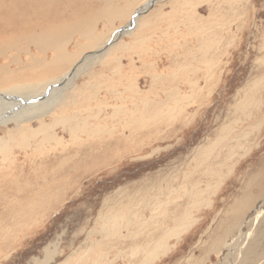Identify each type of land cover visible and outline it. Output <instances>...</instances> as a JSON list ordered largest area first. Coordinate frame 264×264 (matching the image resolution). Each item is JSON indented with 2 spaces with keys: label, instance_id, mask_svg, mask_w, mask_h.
Instances as JSON below:
<instances>
[{
  "label": "rangeland",
  "instance_id": "374dc122",
  "mask_svg": "<svg viewBox=\"0 0 264 264\" xmlns=\"http://www.w3.org/2000/svg\"><path fill=\"white\" fill-rule=\"evenodd\" d=\"M160 2L153 7L156 12L148 13L150 28L140 27L132 36L120 39L128 49L112 53L104 61L109 66H95L97 74L86 93L95 92L96 83L100 82L102 95L116 88L123 99L132 98L127 107L135 111L131 107L142 104L137 100L140 97L134 95V88L130 91L134 85L140 87L142 100L151 102H166V93L180 90L181 97L191 99L176 105L166 103L168 109L163 106L161 112L179 114L183 109L184 118L178 116L167 125L163 121L161 125L142 127V138L135 142L141 143L142 148L103 154L104 158L111 157L106 166H40L39 158L34 163L38 166H19L17 196L7 197L10 202H0V264H77L76 258L90 250L91 241H98L103 247L100 217H107L110 208L123 202L129 204L133 214L129 218L133 222L130 229L119 224L122 238L112 250L94 256L88 264L143 262L168 230L160 228V220L166 217L171 223L169 229H173L174 221L182 219L189 210L188 216L196 222L178 238L168 239L169 252L152 264H193L195 259L203 258L206 264H226V257L237 249L238 241L234 240H239L241 234H256L264 219V198H260L264 196V186L252 188L257 200L244 213L242 224L221 247L212 249L235 200L242 197L251 176L264 166V0H218V4L208 0ZM190 16L194 19L189 20ZM125 24L115 21L112 29ZM106 25L99 22L98 35L107 33ZM237 34L239 38L235 40L233 35ZM82 40H74L70 52ZM22 41L16 42L18 48ZM22 57L28 62L26 54ZM112 59L121 60L123 68L119 74L124 80L114 74V68L119 66L109 61ZM130 59H135V65ZM108 76L115 77V81L105 88ZM205 77L210 79L208 83ZM197 80L202 97L190 90L189 84ZM106 102L121 105L117 100ZM92 103L93 111L99 103L104 105ZM255 122L262 132L259 137L256 129H250ZM247 133L249 136L244 137ZM240 141L248 154L242 151L236 155L229 163L232 169H227L229 148ZM54 149L55 153L51 148L45 152L52 157L62 150L57 146ZM24 152L31 153L32 149L14 150L17 163L24 162ZM219 172L224 175L222 181L216 178ZM11 206L15 207L13 212L9 210ZM260 209L263 215L253 224ZM229 244L234 245L232 250ZM140 247L142 259L141 254L134 256ZM47 252L52 253L51 259Z\"/></svg>",
  "mask_w": 264,
  "mask_h": 264
},
{
  "label": "bare ground",
  "instance_id": "6f19581e",
  "mask_svg": "<svg viewBox=\"0 0 264 264\" xmlns=\"http://www.w3.org/2000/svg\"><path fill=\"white\" fill-rule=\"evenodd\" d=\"M160 1L163 0H0V134L5 135L4 138L0 137V202H10L7 197L17 196L15 186L21 179L18 174L19 166H38L34 164L38 158L42 164L40 166H106L111 157L104 158L103 154L116 149L122 154V151H128L129 148L135 151L142 148L141 143H135L142 138V127L149 128L159 123L161 125L163 121L167 125L174 122L178 116L184 118L183 109L179 114L161 112L163 106L168 109L166 103L176 105L191 99L189 96L181 97L180 90L171 89V92L166 93V102L162 99L151 102L147 99L142 100L140 87L134 85L130 87V91L134 88V95L140 97L137 100L142 104V106L134 104L131 108L136 109L135 111H130L127 107V102L132 98L123 99V94L116 88L109 91L106 89V95H102L100 82L93 87L95 92L86 93L94 83L92 80L97 74L95 66H109L104 61L112 53L128 49L120 39L132 36L140 27L150 28L152 20L147 18L148 13L156 12L153 7L160 4ZM208 1H216L218 4V0ZM189 4L190 1L187 2V6ZM69 16L71 18L65 19ZM192 19L194 17L190 16L189 20ZM100 21L107 23L108 31L98 35L97 25ZM115 21L126 24L113 30ZM233 36L235 40L239 38L238 34ZM78 37L83 40L75 44L74 52H70L71 43ZM21 39L22 47L18 48L16 42ZM118 40L120 42L116 44ZM31 49H34L33 52ZM50 52L53 54L48 55ZM22 54L28 56V62L23 59ZM139 57L141 59L142 56ZM130 60L131 65H135V59ZM109 61L119 66L114 68V74L124 80L125 78L119 74L123 68L121 60ZM13 66L17 68L14 69ZM207 70L209 71V68ZM160 77L158 75L157 79ZM80 80L82 85L79 86ZM209 80L205 77L204 81L208 83ZM114 81L115 77L108 76L105 88H109L108 83ZM189 85L193 93L202 97L203 90L198 92L201 87L199 80ZM104 98L106 99L103 100ZM113 99L121 101L120 107L106 102L114 101ZM82 101L85 102L82 104ZM94 101L102 102L104 105L96 103L98 105L93 111L90 105ZM109 109L112 112H108ZM102 116L105 118L101 121ZM92 120L95 122L91 123ZM250 129H256L258 137L262 133L259 131L260 127H256V122ZM249 134L244 137H248ZM257 136L255 141L258 140ZM56 146L62 150L52 157L45 152L51 148L52 153H55ZM16 148H31L32 152H24V162L19 164L15 161L16 155L14 156ZM242 151L248 154L247 147L242 141L238 142L236 147L229 148L230 155L226 158L227 169H232L233 166H229V163L236 155L240 156ZM37 152L41 153L40 156ZM223 177L220 172L216 174L219 181H222ZM249 181L242 197L235 200L231 215L224 218L219 228V236L213 242V250L224 244L226 238L242 224V219H245L244 213L253 207L257 198L252 188L262 189L264 186V166L260 172L252 175ZM209 193L212 194L211 188ZM138 202L142 205V200ZM123 203L110 208L107 217H100L103 247L97 243L98 241H91L88 247L90 250L83 251L76 258L77 264H88L94 256L112 250L122 238L120 225L122 228L130 229L133 222L129 218L133 214L129 212V204ZM14 209L13 206L9 208L11 212ZM189 211L182 214V219L174 221L173 229H169L171 223L166 217L160 220L162 224L160 228L168 230L164 231L163 239L154 245L146 254L144 261L139 264H152L169 252L167 240L178 238L192 222H196L188 216ZM262 215L263 210L260 209L253 224ZM249 233L241 234L239 240H234L236 243L238 241L235 243L237 249L234 254L226 257L229 261H226V264H264V219L254 236L250 237L252 233ZM248 239V245L242 250ZM231 246L234 245H228L230 250ZM135 251L134 256L141 254L142 259V247ZM107 257L106 255V259ZM47 258L51 259L52 253L47 252ZM111 261L112 259L107 262ZM193 264H206V258L195 259Z\"/></svg>",
  "mask_w": 264,
  "mask_h": 264
}]
</instances>
